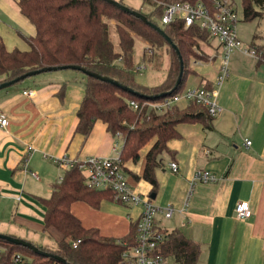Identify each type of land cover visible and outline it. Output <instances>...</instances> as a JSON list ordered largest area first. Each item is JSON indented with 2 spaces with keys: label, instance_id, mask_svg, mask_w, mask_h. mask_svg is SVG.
<instances>
[{
  "label": "crops",
  "instance_id": "0c3cea01",
  "mask_svg": "<svg viewBox=\"0 0 264 264\" xmlns=\"http://www.w3.org/2000/svg\"><path fill=\"white\" fill-rule=\"evenodd\" d=\"M35 34L36 27L22 14L18 0H0V37L9 50H28L23 36ZM238 35L262 54L255 58L241 50L232 53L229 75L219 87L218 104L223 111L211 127L202 122L181 123V136L169 141L172 153L163 155V165L157 169L159 189L152 200L161 207H174L171 217L159 213L157 221L164 229L181 230L200 243L197 264H264V45L256 32L249 39ZM199 49L205 58L193 62L194 71L200 67L198 85H214L221 64L220 43L211 37ZM46 73L0 89V113L9 119L6 127H0V211L6 201L16 199L22 202L19 212L31 216L25 219L41 228L45 206L29 185L47 182L44 168L53 162L59 165L56 157L106 155L104 143L112 135L102 121L96 122L86 139L75 131L86 75L79 85L77 73ZM63 83L66 94L61 99L58 91ZM30 89L35 96L24 93ZM248 139L250 145H246ZM29 146L36 150L28 154ZM150 146L142 153V164H125L130 183L136 184L132 186L146 195L151 191L150 183L134 174L142 177ZM172 161L179 163V172L170 168ZM198 170L210 171L218 180L194 182ZM32 172H37L39 179ZM242 201L251 205L250 218L236 215V206ZM71 210L85 228L121 238L129 233L141 208L110 197L98 207L77 201ZM0 232L20 237L3 224Z\"/></svg>",
  "mask_w": 264,
  "mask_h": 264
},
{
  "label": "trees",
  "instance_id": "16d2710c",
  "mask_svg": "<svg viewBox=\"0 0 264 264\" xmlns=\"http://www.w3.org/2000/svg\"><path fill=\"white\" fill-rule=\"evenodd\" d=\"M149 1L154 9L149 14H143L148 21L157 23L165 31L183 57L182 80L172 92L180 93L184 90L188 76L194 72L193 61L205 58L204 53L198 54L194 47L208 44L211 35L196 25L185 27L180 20L163 24V7L157 1H202L213 7L214 0ZM18 4L22 14L36 27V34L23 36L30 46L28 50H9L0 37V83L34 69L78 65L132 88L133 91H129L86 75L85 93L77 110L75 131L86 139L96 122L102 121L112 135L121 133L125 163L138 162L141 151L151 145L145 156L142 177L137 174L134 176L150 183V196L156 194L159 189L157 169L163 165V155L172 153L169 141L181 136L178 126L184 122H202L211 127L214 119L204 106L195 102H190L186 107L175 106L164 113L148 107L149 102L166 97L158 95L171 91L177 83L180 59L176 49L148 21L109 0H18ZM243 11L245 20L262 17L264 0H243ZM135 35L147 43L145 59H153L157 54L155 48L159 52H168L170 65L162 84L149 88L136 81ZM205 86L211 87V84ZM65 94L66 83H63L58 95L63 99ZM131 100H136L141 109L131 107ZM51 188L50 197L40 198L45 206L42 229L55 239L56 248H39L62 257L68 264H125L122 258L125 245L118 239H127L129 245L134 244L137 223L132 222L129 233L124 237L105 236L97 229L85 228L71 210L72 204L77 201L98 207L102 200L111 197L110 191L88 187L83 172L76 167L65 170L63 179L54 182ZM166 234L160 245V252L166 259L173 258L177 264L198 263L202 252L200 243L178 229L167 230ZM73 242L78 243L77 247L73 246ZM0 245L5 246L9 254H24L27 260L23 264H50L56 261L52 256L36 253L29 246L12 243L1 237Z\"/></svg>",
  "mask_w": 264,
  "mask_h": 264
},
{
  "label": "built area",
  "instance_id": "2783aa9c",
  "mask_svg": "<svg viewBox=\"0 0 264 264\" xmlns=\"http://www.w3.org/2000/svg\"><path fill=\"white\" fill-rule=\"evenodd\" d=\"M157 4L163 7V15L161 16L163 24L180 20L185 27L196 25L200 29L208 31L211 37L220 43L221 64L216 82L211 87L199 85L180 93H172L159 101L149 102L148 107L158 113H164L175 106H180L181 101L195 102L204 106L208 114L215 118L223 111V108L218 104L219 87L229 75V62L232 53L241 50L255 58H259L262 53L259 49L245 44L239 37L237 30L239 15L234 0H214L213 7H209L202 1L194 3L190 1L170 3L157 1ZM194 49L198 54H201L199 48L194 47ZM200 59V61L196 60L195 63L202 62L204 58ZM142 68L143 66L138 67V69ZM24 93L30 97L36 94L32 89L26 90ZM130 105L135 109H141L136 100H131ZM8 123V117L0 113V127H6ZM115 137L117 140L123 139L119 132L116 133ZM250 144L251 140H246V145ZM33 150L36 148L29 146L28 154ZM113 151L114 156L89 155L84 158H72L65 154L56 157L55 161L66 170L73 167L78 168L83 172L88 187L110 191L114 201L125 205L140 206L141 210L134 221L137 223L135 243L129 245L127 242L118 239V242L125 245L122 254L125 264H166L167 259L160 252V245L165 240L167 230L160 226L157 216L159 213H163L165 217H171L174 207L170 204L161 207L154 203L149 194L146 195L137 191L130 183L126 163L122 158V147L118 141L114 144ZM24 160L27 161V157ZM170 168L173 172H179V163L172 161ZM32 175L39 179L37 172H32ZM62 179L63 177L60 180ZM217 180V176L207 170H198L194 178V182L203 183L216 182ZM1 198L2 190L0 188V200ZM252 214L253 210L249 202L242 201L237 204V217L246 219L250 218ZM77 245V242H73L74 247ZM26 260L27 257L21 252L9 254L7 248L0 245V264H23ZM50 264L62 263L54 261Z\"/></svg>",
  "mask_w": 264,
  "mask_h": 264
},
{
  "label": "rangeland",
  "instance_id": "374dc122",
  "mask_svg": "<svg viewBox=\"0 0 264 264\" xmlns=\"http://www.w3.org/2000/svg\"><path fill=\"white\" fill-rule=\"evenodd\" d=\"M116 1H119L122 4L128 6L129 8L144 14L145 13L149 14L154 9L153 4L149 0H116ZM234 4L237 7L238 15H239V21L237 24L238 32L241 34L243 38H246V36H248V39L252 38L251 37L252 34L256 32L257 35L262 37L261 40H262V44L264 45V14L260 18H255L253 20H245L244 11H243V0H234ZM135 37H136V44L134 48V63L137 68V70L135 71L136 81L141 85L147 86L149 88L162 84L168 75V68L170 65V57L168 55V52H166L165 50L159 52L155 48L157 54L154 55L153 59L152 60H148V58L145 59L144 52L147 43L140 36L135 35ZM24 46L27 47V44H25ZM139 66H143V68L138 69ZM199 70L200 67H196L195 71L188 76L184 90L199 86L198 85L199 73H200ZM47 73H57L58 75H61L62 73H70L74 76H76L75 73H77L78 74L77 82L79 83V85L82 84V81L86 77L85 73L74 69L56 70L54 72H47ZM179 105L181 107H186L189 105V103L187 101H181ZM117 141L119 142V145L122 147L123 146L122 139L117 140L116 137L113 135L108 136L107 140H105L104 143V148L106 149V155H102V156H114L115 154L113 151V146ZM146 150L147 149L144 148L141 151V157L138 160L139 165L143 163V160L142 161L140 160L142 158V153L145 154ZM44 171L47 182L40 181V183H38L34 181L29 186L31 189L33 187L35 193L38 196L50 197L51 191L49 185L56 181H59L63 177L65 169L61 167V165H57L53 162V164L46 166L44 168ZM132 185L136 186L134 182H132ZM20 203L22 202H19L16 199L13 201L10 200L5 202L3 210L0 211V224L15 229L16 232H14V234L20 236L18 238L21 239L24 238V240L31 242L35 246L38 247L49 246L50 248H56V241L54 238H52L49 235V233L45 232L41 227L35 225L34 223L27 221V219L25 218L29 219L31 217L29 214H25V213L21 214L19 212ZM21 216L23 219L21 218ZM120 240L123 242L128 241L127 239H120ZM166 264H177V263L173 258H169L167 259Z\"/></svg>",
  "mask_w": 264,
  "mask_h": 264
},
{
  "label": "water",
  "instance_id": "95a60500",
  "mask_svg": "<svg viewBox=\"0 0 264 264\" xmlns=\"http://www.w3.org/2000/svg\"><path fill=\"white\" fill-rule=\"evenodd\" d=\"M109 1H111L112 3H114L115 5H117L118 7L122 8L123 10L130 11V12L134 13L135 15L141 17L145 21H148L147 17L143 13H141L139 11L132 10L128 6L122 4L119 1H116V0H109ZM148 22L150 23V25L152 27H154L157 30H159L160 33L162 35H164V37L166 38V40L173 45V47L176 49L177 54L179 55V59H180V73H179V77L177 79V83H176L174 89H172L169 92H164V93H161V94L158 95V96H166V95L171 94L174 90H176V88L178 87V85L181 83L182 76H183V72H184V60H183V57H182V55L180 53V50L172 42V40L165 33V31L157 23H154V22H151V21H148ZM64 69H74V70H78V71H81V72L85 73L86 75H90V76L97 77V78L102 79L104 81H107V82H110V83H114V84H116V85H118V86H120V87H122V88H124L126 90L133 91L132 88L127 87V86L121 84L120 82H118V81H116V80H114V79H112V78H110L108 76H103L101 74H98V73H95V72L86 70L85 68H82V67H80L78 65H64V66H60V67L50 66V67H44V68H41V69L30 70V71L26 72L25 74H23V75L15 78V79H12V80H9V81H4V82L0 83V89L9 87L11 85H14L17 82H19L21 80H25V79H27L29 77H32V76H36V75H39V74H42V73H45V72H52V71L64 70ZM151 197L152 198H155L156 197V194H152ZM0 237L1 238H4V239H6V240H8V241H10L12 243L29 246L36 253H39V254H42V255H45V256H52V257H54L56 259V261H59L62 264H68L67 261L65 259H63L62 257H59L58 255H55L53 253L44 251V250L40 249L38 246H35L31 242L26 241L24 239H21V238H18V237H14V236H11V235H7V234H2V233H0Z\"/></svg>",
  "mask_w": 264,
  "mask_h": 264
},
{
  "label": "bare ground",
  "instance_id": "6f19581e",
  "mask_svg": "<svg viewBox=\"0 0 264 264\" xmlns=\"http://www.w3.org/2000/svg\"><path fill=\"white\" fill-rule=\"evenodd\" d=\"M256 48V47H255ZM258 49V48H257ZM260 57V56H259Z\"/></svg>",
  "mask_w": 264,
  "mask_h": 264
}]
</instances>
